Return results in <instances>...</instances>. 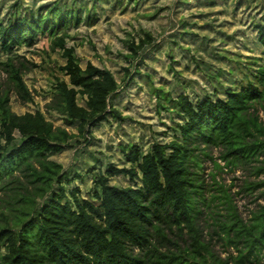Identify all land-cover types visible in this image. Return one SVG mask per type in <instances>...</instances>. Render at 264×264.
Wrapping results in <instances>:
<instances>
[{"label": "trees", "instance_id": "obj_1", "mask_svg": "<svg viewBox=\"0 0 264 264\" xmlns=\"http://www.w3.org/2000/svg\"><path fill=\"white\" fill-rule=\"evenodd\" d=\"M21 1L0 20V60L12 61L18 48L34 46L44 34L65 48L68 30L83 22L75 0L38 7ZM256 28L262 54L246 72L238 71L243 77L227 84L220 74L211 75L212 91L196 101L187 94H168L166 100L181 118L173 127L174 138L156 141L146 151L137 144L123 147L129 167L94 165L91 197L73 185L74 178L53 156L74 147L75 137L89 142L95 127L110 116L123 120L111 100L119 88L112 71L91 63L83 68L74 50L65 49L62 69L70 83H58L56 106L78 134L55 127L40 110L18 114L7 98H0V264L264 262V205L249 221L231 206L226 215L213 210L215 234L237 254L223 259L205 240L200 218L210 203L196 153L200 144H223L224 157L249 161L264 155V123L256 108L264 106V23ZM130 44L134 51L139 48ZM14 76L19 90L28 94L18 70ZM262 173L264 164L257 167ZM117 176L130 184H112ZM251 183L264 187V179Z\"/></svg>", "mask_w": 264, "mask_h": 264}, {"label": "rangeland", "instance_id": "obj_2", "mask_svg": "<svg viewBox=\"0 0 264 264\" xmlns=\"http://www.w3.org/2000/svg\"><path fill=\"white\" fill-rule=\"evenodd\" d=\"M16 1L0 0V20L7 19ZM55 1L70 5L74 0L21 3L38 7ZM75 1L81 7L83 22L68 30L65 48L44 34L34 46L18 48L12 61L1 57L0 98H7L18 114L40 110L55 127L78 134L76 127L64 123L56 106L58 83H70L62 69L67 61L65 49L74 50L83 68L91 63L112 71L119 88L111 100L123 120L110 116L95 127L89 142L75 137L73 142L78 143L74 147L53 156L74 178L73 185L91 197L97 171L91 169L94 165L103 170L110 163L129 167L123 147L137 144L146 151L156 141L174 138L173 127L181 118L166 100L168 94L171 98L187 94L196 101L212 91L211 75L220 74L227 84L243 77L238 71L246 72L248 63L262 54L256 25L264 23V0ZM131 42L139 47L137 52L131 49ZM15 70L28 94L17 87ZM79 102L84 103V99L80 97ZM256 108L264 123V106ZM200 145L202 149L196 152L202 163L199 173L210 203V207H203L200 222L205 240L211 241L217 256L226 259L237 252L215 234L213 210L226 215L231 206L245 221L251 220L264 205V187L251 186L252 181L264 179V173L257 174L264 155L245 161L234 155L224 157L227 147L223 144ZM111 183L126 186L130 180L117 176ZM2 200L0 193V205Z\"/></svg>", "mask_w": 264, "mask_h": 264}]
</instances>
